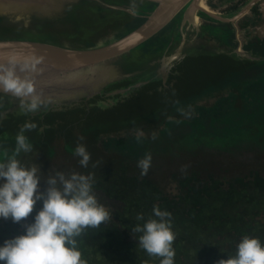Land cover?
<instances>
[{
    "label": "water",
    "instance_id": "water-1",
    "mask_svg": "<svg viewBox=\"0 0 264 264\" xmlns=\"http://www.w3.org/2000/svg\"><path fill=\"white\" fill-rule=\"evenodd\" d=\"M203 1L0 0V63H7L12 56L21 62L38 59L31 77L36 90L48 101L46 108L25 113L16 97L0 93V139L10 140L11 132L15 133L12 130L22 126H16L15 120H6L15 111L20 113L22 123L40 119L47 127L49 121L54 124L57 119L77 118L71 123L75 131L98 128L109 120L126 123L127 114L140 113L158 99L178 94L187 81L184 79L177 87L172 79L180 78L176 75L179 71L183 76L185 65L195 58H207L213 63L219 61L218 56L239 55V59H245L238 49L230 55L229 48L217 46L210 34L204 36L198 18L199 13H205L217 20L234 21L255 0L233 15L210 10ZM181 11V20L168 45L159 50L154 45L147 55L140 51ZM93 15L104 16L99 29L92 26L96 18ZM142 15L147 19L140 23ZM87 22L90 30L82 36L79 31ZM105 29L109 37H105ZM190 42H194L193 46ZM65 112L69 116L64 117ZM67 129L72 132L70 127Z\"/></svg>",
    "mask_w": 264,
    "mask_h": 264
},
{
    "label": "trees",
    "instance_id": "trees-1",
    "mask_svg": "<svg viewBox=\"0 0 264 264\" xmlns=\"http://www.w3.org/2000/svg\"><path fill=\"white\" fill-rule=\"evenodd\" d=\"M210 37L214 36L210 34ZM221 85H224L222 88L229 86L228 82ZM238 86L240 96L231 90L229 94L241 97L243 102L238 106L234 103L230 110H239V115L246 116L239 126L240 131L250 133L252 125L255 127V133L259 134L256 135L259 152L263 154L264 136L261 134L264 129L258 130L256 126L260 124L256 122L260 117L264 119V111L258 115L256 109L249 110V107L264 90V79L253 82L244 79ZM248 98V102L244 100ZM179 103L175 100L167 105L161 116L157 117L161 120L156 124L157 130L149 136L131 132L110 133L111 130L107 129L95 132L96 138L102 142L104 152L110 157L104 164L90 165L85 173L94 179V194H101L100 198H105L111 206L107 207L103 203L110 217L99 227L87 228L78 238L82 258L87 264H160V257L149 255L139 246L140 234L131 231L137 223V213L143 212L147 219L152 215L154 206L172 214V226L176 233L173 242L174 264H216L219 259L234 255L236 243L245 234L264 241V173L261 171L251 170L228 179L204 170L205 165L199 162L176 175L178 189L174 193H167L138 166V161L158 151L156 145L163 144V136L167 135L172 123L165 119L171 116V111L183 109L181 107L185 102L181 107H178ZM220 105L216 102L212 107L197 106L199 115L191 118L196 133L207 134L204 130L207 122L203 118L220 115L217 112ZM152 116L157 114L153 113ZM228 119L233 118L228 116ZM139 121L137 123H145L144 119ZM163 123L164 128H160ZM209 125L213 127L212 123ZM103 133L106 135L103 136ZM215 134L218 140H225V131ZM31 219L32 215L28 222ZM21 231L22 224L0 220V242Z\"/></svg>",
    "mask_w": 264,
    "mask_h": 264
},
{
    "label": "clouds",
    "instance_id": "clouds-1",
    "mask_svg": "<svg viewBox=\"0 0 264 264\" xmlns=\"http://www.w3.org/2000/svg\"><path fill=\"white\" fill-rule=\"evenodd\" d=\"M38 63L36 58L21 62L15 56L0 63V93L16 97L25 113H36L48 104L31 77ZM36 128L35 122L26 121L15 136V149L10 155L5 151L6 159L0 161V220L22 224L19 234L0 242V264H87L78 238L87 228L99 227L110 212L94 194L91 175L57 171L47 178L46 190H40L38 169L18 159L21 152L32 151L25 133ZM73 153L82 167H88L91 153L85 144L78 143ZM150 160L145 156L138 166L147 172ZM30 215L31 222H27ZM171 217V212L154 206L147 219L143 212L137 213V223L131 229L140 234L139 246L160 257V264H174L176 233ZM216 264H264V241L245 234L236 243L234 255Z\"/></svg>",
    "mask_w": 264,
    "mask_h": 264
},
{
    "label": "rangeland",
    "instance_id": "rangeland-1",
    "mask_svg": "<svg viewBox=\"0 0 264 264\" xmlns=\"http://www.w3.org/2000/svg\"><path fill=\"white\" fill-rule=\"evenodd\" d=\"M207 2V0H205ZM144 5V8H149V5ZM260 10L264 13V1H262L260 5ZM216 11L222 12V14H226L220 9ZM227 15V14H226ZM96 16L95 19L92 20L94 25H92L95 29L100 28L102 23L104 22V16ZM89 22L85 23L79 33L82 36H87V32H89L90 27L88 26ZM96 30V33L98 32ZM105 37H109L108 30H102ZM174 31V29H173ZM173 31L170 32L169 40L171 41L173 36ZM169 31L157 35L156 37H151L145 43V49L141 50L145 55L151 52L150 47L154 45L157 46V50L161 49L168 43L161 44L158 47L159 36L164 37L162 35H166ZM108 34V36H107ZM103 35V36H104ZM213 38V42H218V38ZM196 43V41H195ZM191 46H193L194 42H190ZM242 53H240L241 55ZM243 55V54H242ZM195 62V63H194ZM234 65H238L237 62L231 61ZM230 62V63H231ZM216 62H212V60H207L205 66L201 61H198L197 58L193 62H188L184 67V75H180L181 71L177 72L180 78L174 77L172 79L173 86H179L183 83V80L186 79V86L183 85L182 89L173 96L172 94L166 95L165 98L162 97L158 99L157 103H153L151 107H147L141 112L133 113L131 115H126L128 117L126 123L125 121H121V123L113 122V121H105L98 128H94L91 130H76L74 129L72 122H75L77 118H74L73 121L70 119H61L54 124L50 122V126L42 125L40 119H35V123L37 124L36 129H32L30 131H26V136L29 138V141L32 145V151L28 153L21 152L18 156V159L21 160L23 164L28 167H36L38 169V175L41 178L40 181V190L44 191L48 187L46 181L49 175H55L57 171H62L66 175H70L72 172H77L81 174L87 175L86 168L82 167L79 163V157L75 156L73 150L78 143H83L86 145L87 150L91 153V159L89 161L88 168L90 165H99L104 164L105 161L110 157L108 153L104 152L103 146L101 145V140L97 139L95 136L96 131H102L107 129L110 133H119L121 132H131L138 135H148L150 133L155 132L156 124L159 123L157 117L162 113L163 110L166 109L167 105L171 104V102L175 101L176 97H180V95H187L189 93H195L196 90L202 88V82L207 80V78L216 73L217 64ZM203 66V69H202ZM223 71L224 67H220ZM172 86V87H173ZM163 88H161L162 91ZM228 89H225L222 94H226ZM205 93V92H203ZM141 92L139 93V95ZM143 94V93H142ZM166 94L165 91L163 93ZM218 96L212 95H202L200 97L195 98L192 102V105H188L183 109L174 111L169 113V118L165 119L171 121V125L169 126L167 135L163 136V144L160 143L157 146V150L152 154H148L151 157L150 165L145 172L146 175L151 177L154 182H156L161 188L167 193H174L178 189L177 177L179 173L185 172L188 168L196 165L197 163L204 164L203 168L206 171L214 172L217 175L224 176L225 178H232L235 175H243L248 173L251 170H259L264 173V153L260 154L259 152V142L256 140L255 132L256 129L252 125V131L250 133L242 132L239 130V126L244 122L246 116L241 114L235 117L232 120L227 121H211L213 127L209 125V119L206 120V129H204L207 134H199L196 133L195 128L191 125V118L197 117L199 115V111L197 109L198 105H204L206 107H211L216 104V99ZM248 97V95H246ZM248 102V99H244ZM165 112V111H164ZM153 113H156L157 116H152ZM20 113L15 111L14 113L9 114L6 117V120L13 121L16 123V126L23 125L20 119ZM65 116H69V113L65 112ZM140 115V116H138ZM28 116H32L28 114ZM75 116V115H74ZM96 116H102V113H96ZM161 116V115H160ZM1 117V116H0ZM79 118V117H78ZM131 118V119H130ZM148 118V119H147ZM140 120L145 121L139 123ZM126 120V118L124 119ZM149 120V121H147ZM137 121H139L137 123ZM147 121V122H146ZM187 121V123H184ZM18 124V125H17ZM138 124V125H137ZM125 125H129L127 127H123ZM165 124L160 125V128H164ZM2 126H0L1 128ZM20 126H18L19 128ZM70 127L72 132H66L65 129ZM76 127V126H75ZM123 127V128H121ZM226 127H229L228 131ZM238 127V128H236ZM254 127V128H253ZM18 128L12 130L15 133L11 132V139H0L9 140L11 143L7 145H0V161L6 159L4 156V152L7 151L10 155L15 149V136L18 133ZM49 128V129H48ZM120 130H116L119 129ZM159 128V129H160ZM258 130L264 129V123L262 122L260 125L256 126ZM48 129V130H46ZM64 129V130H63ZM99 129V130H98ZM68 130V129H67ZM82 130V131H81ZM75 131V132H74ZM225 131L226 135L224 136L225 140H218L215 132ZM6 136L8 133L5 132ZM30 135V137H29ZM103 136L106 133L102 134ZM152 135V134H151ZM259 135V134H258ZM264 136V133L261 134ZM0 136H2V132H0ZM102 138V137H101ZM264 138V137H263ZM39 141V142H38ZM53 144V145H52ZM51 145V146H49ZM50 148V150L48 149ZM140 170V169H139ZM206 174V173H205ZM59 186V184H58ZM96 197L102 203H105L107 207H110V202L102 197L101 194H97ZM102 200V201H101ZM28 222V218H26Z\"/></svg>",
    "mask_w": 264,
    "mask_h": 264
},
{
    "label": "flooded vegetation",
    "instance_id": "flooded-vegetation-1",
    "mask_svg": "<svg viewBox=\"0 0 264 264\" xmlns=\"http://www.w3.org/2000/svg\"><path fill=\"white\" fill-rule=\"evenodd\" d=\"M262 1L264 0H255L254 3L234 21H221L212 18L205 13H199L198 21L203 28L204 36H207V34H212L216 38L222 40V42L220 40H218L220 42H214L217 46L229 48L228 53L230 55H233V53L236 54L235 49H238L244 54V56L242 55V58L245 59H239V55L234 58L218 56L219 61L216 62V73L210 75L207 80L203 81L202 88L196 90L195 93L193 92L187 95L183 94L180 95V97H176L175 100L180 101V103L182 102L181 104H177L178 107H181L183 102L185 103L181 108L192 105V101L195 98L204 94L212 96L220 95L216 99V102L221 103V107H219L217 111L221 114H218V116H207L204 117L203 120L209 119V123L214 120H221L222 122H225L229 120L228 116L233 119L239 116L241 113L239 110H230V108L233 107L234 103L236 106L240 105L243 102V99H241V97L236 98V96L234 97L229 94L230 90L236 92V94L240 96V91L237 89V87H239V82H243L244 79H248L249 82L264 79V13L260 10ZM251 2H253V0H207L206 5L208 9L217 13H222L216 11L217 9H220V11L225 12L227 15H233L236 14L237 11H241L243 8L248 6ZM150 7L152 8V5H150ZM181 17L182 11L157 33V35H159L166 30L169 31L166 33V35H162L164 37L159 36L157 44L161 45L170 41L167 37L180 22ZM140 18V23L147 19V17L143 15ZM204 57L206 58V56ZM191 59L192 58H190V60ZM198 61H201L204 66L207 62V58L203 60L198 59ZM231 61L237 62L238 65L231 66V64H233ZM221 66L224 67L223 71L220 69ZM227 82L229 86L222 88L224 85H221V83ZM223 89H228L226 94H222ZM191 98L193 99L189 101ZM253 108L256 109L255 112H257L258 115L262 110L264 111V90L261 91L257 97V100H254L252 106L249 107V110H252ZM226 109L229 111H226ZM260 118L261 119L258 117L259 120H257V124H261L262 121H264L263 117ZM228 129L229 127H226L227 131ZM10 143L11 142L9 140L0 141V145H7Z\"/></svg>",
    "mask_w": 264,
    "mask_h": 264
},
{
    "label": "bare ground",
    "instance_id": "bare-ground-1",
    "mask_svg": "<svg viewBox=\"0 0 264 264\" xmlns=\"http://www.w3.org/2000/svg\"><path fill=\"white\" fill-rule=\"evenodd\" d=\"M203 4H204V6H205V7H207V5H206L205 1H203ZM149 7H150V6H149ZM130 22H132V20H130Z\"/></svg>",
    "mask_w": 264,
    "mask_h": 264
}]
</instances>
